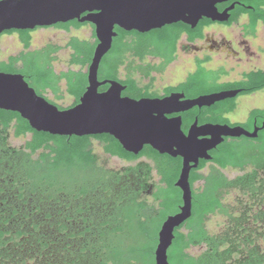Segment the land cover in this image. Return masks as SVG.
<instances>
[{
  "label": "trees",
  "instance_id": "trees-1",
  "mask_svg": "<svg viewBox=\"0 0 264 264\" xmlns=\"http://www.w3.org/2000/svg\"><path fill=\"white\" fill-rule=\"evenodd\" d=\"M252 31L257 23L264 26V0H246ZM236 16V15H235ZM66 30L70 24L58 25ZM75 26H79L75 22ZM16 32L26 49L30 46L28 29ZM95 46L70 38L64 45L46 44L33 50H23L0 60V71L20 73L37 94L50 90L60 98V85L73 97L68 106L77 103L87 85L86 68ZM61 48L71 50L68 63L75 68L56 72L52 62ZM172 47L170 51H173ZM162 48L153 53L159 54ZM142 51V52H141ZM143 54L148 49L112 46L99 63L98 79H116L125 85L122 95L140 98L149 93L134 77L135 67L127 65V74L119 76L126 53ZM152 52V50H151ZM54 53V54H53ZM172 57L156 66L162 70ZM220 70L200 68L177 86L187 96L252 83L250 90L264 88V71L252 70L240 82L217 84ZM149 69L144 74L149 75ZM107 88L98 87L99 91ZM149 88V87H148ZM234 99L215 102L210 107H194L182 116L186 130L197 116L199 122H228L226 114L235 109ZM13 121V134L29 133L24 146L13 147L0 137V264H154V249L161 223L168 214L178 210L181 192L174 185L180 171L179 157L160 154L145 146L137 155L125 151L107 133L96 135H57L36 131L17 112L0 109V124ZM264 107L250 110L245 121L237 122L251 130L261 126ZM237 123H231L237 124ZM93 140L105 153L135 160L146 155L151 162H138L119 169L99 163L93 151ZM212 151V164L200 160L190 170L191 215L174 229V238L167 250L169 264H264V128L256 138L240 136L225 139ZM241 170L227 177L222 169ZM159 179L154 182L153 174ZM152 185L151 193H148ZM237 189L247 198L238 201L241 207L234 214L223 202V196ZM151 194L152 200L146 195ZM227 217L222 232L211 234L205 227L210 214ZM202 246L199 254L187 250Z\"/></svg>",
  "mask_w": 264,
  "mask_h": 264
},
{
  "label": "water",
  "instance_id": "water-1",
  "mask_svg": "<svg viewBox=\"0 0 264 264\" xmlns=\"http://www.w3.org/2000/svg\"><path fill=\"white\" fill-rule=\"evenodd\" d=\"M221 1L224 0H0V34L9 29H33L77 18L94 24L98 40L86 68L87 85L77 103L59 108L37 94L22 74L0 71V109L17 112L36 131L69 136L107 133L127 152L137 154L148 145L160 154L181 158L174 182L181 192V203L161 223L154 264H169L167 250L174 238V229L191 215L190 170L197 168L200 160H211L209 151L225 137L256 138L264 128V121L249 130L241 124H199L195 118L185 132L181 116L170 114L194 106H210L234 97L240 89L203 93L193 98L172 92L163 97L135 99L121 95L126 86L120 81L99 80V63L111 48L114 25L144 32L178 20L191 26L202 17L226 21L227 11L233 4L220 12L215 4ZM93 10L96 12L92 13ZM83 11L89 13L79 17ZM106 84L105 90H98Z\"/></svg>",
  "mask_w": 264,
  "mask_h": 264
},
{
  "label": "flooded vegetation",
  "instance_id": "flooded-vegetation-1",
  "mask_svg": "<svg viewBox=\"0 0 264 264\" xmlns=\"http://www.w3.org/2000/svg\"><path fill=\"white\" fill-rule=\"evenodd\" d=\"M232 4H233V7L227 11L228 19L226 21H216V20H211L209 18L202 17L197 20L194 26H191L181 20H178L175 22L164 24L160 27L151 28L150 30H147L144 32H139L138 30H135V29L125 30L119 27L118 25H114L113 31L115 32V35L112 37L111 47L117 44L120 46L135 47V48L139 47V49L146 48L149 50V52L138 54V53H141L142 52L141 51L134 55L131 54L130 52H127L125 62L122 65L125 68L124 69L125 75L127 74V65L128 64L134 65L135 67L134 74L141 81L146 80L147 82L141 83L136 78L135 79L140 83V85H143V86L148 85L149 88L147 87L146 89L149 93L151 92L156 93V95L152 94V95H145L142 97H151V98L152 97H163V96L169 95L172 92H182L180 90L167 91V87L177 86L178 84L183 82L189 74L198 71L200 68H206V69H210L214 71L220 70L216 78L217 84L228 83V82L229 83L240 82L246 79L245 74L252 70L254 71L263 70L264 71L263 67L258 66L259 65L258 63H264L263 48H259V47L255 48L252 44L254 43L252 40H254L257 37V26H258V23H257L256 26L254 27V30L252 31L251 24H250V16L248 12L249 10L252 9V5L250 3H247L246 0H224V1L216 3L215 6L217 10L221 12ZM95 12L96 11L94 10L92 11V13H95ZM88 13H89L88 11H83L80 13L79 17H83ZM75 22L78 23L79 26H75ZM60 24H70V27L68 30H66L64 28L59 27L58 25ZM47 28H53L65 34H69L67 41L70 40V38H76L88 46H96V44L98 43L97 37L94 33V29H95L94 24L89 21L80 22L78 21L77 18H73L66 22H57L49 26H36L33 29H28V30L30 31V34H31V32L36 31L38 29H47ZM263 31H264V26H263ZM13 33H16V32H13ZM13 33H10V34H13ZM5 34H8V33L2 32L0 34V37ZM17 37H18V34H17ZM20 44H21L20 49L14 54H8L5 57H1V52H0V60H6L9 56L18 55L21 51H23L25 48L23 47L21 42ZM46 44L59 45L58 43L50 41V42L45 43L42 46H45ZM172 47H174L173 51H170ZM36 48H39V47H36ZM157 48H162L163 50L159 54H156V53L154 54L153 51H155ZM33 49L34 48L31 47V43H30V46L26 48L25 50H33ZM180 55L184 57L185 61H188L190 63L191 69L187 71L186 75L180 81L176 82L175 84L165 85L160 89V91L155 90L152 85V82L155 80L153 75L162 73L168 65H170L171 63L177 62ZM169 56L172 57L171 61H169L168 64L162 70H156L155 67L165 62V59ZM213 59L218 60V65L214 68L207 67L206 64L211 63ZM230 63H232L233 65ZM253 63H257L258 65L256 64L254 65L253 68H250L248 70H240L239 72H237V75H236L237 78L235 80H231L228 78L229 75H231V73H234V70L236 68L235 65L238 67L242 65L250 66ZM146 69H149V72H150L148 76L144 74ZM182 72L183 71H181L180 74H182ZM252 86H253L252 83L250 84L245 83L243 85H236L234 87H221L218 90H214V91H222V90H227V89H235V90L240 89V92H238L234 97L231 98V99H234L236 103V100L239 96L251 94L256 91H260V90H250ZM47 91H50V90H47ZM214 91H211V92H214ZM184 95H185V98L195 97V96L189 97L185 93ZM210 106H202V107H210ZM194 107H197V106H194ZM194 107L189 108L179 113L170 114L169 116L179 114L182 118L184 114L185 115L186 113L189 114V112ZM198 108H201V107H198ZM195 118H197V116H195L194 119ZM194 119L190 122V124L194 121ZM228 120H229V123L228 122H218V123H228L231 125V123L238 122V121H231L229 118ZM205 122H209V121H205ZM198 123L200 124L204 122H199L198 120ZM13 124H14L13 121H10L8 126L6 127L0 124V137L6 138V142L8 144H10L9 138L11 134L14 137L26 136L29 134V133H26V134H22L19 136H15L13 134ZM189 125L187 126L186 130L183 129L185 132H187ZM233 138L234 137H225L224 140L225 139L230 140ZM235 138H238V137H235ZM28 139H26L24 143L20 146H14L11 144L10 146H13V147L24 146L25 142ZM145 146H148V145H144L141 150H143ZM217 147L218 146H216L215 148ZM101 148H102V145H101ZM140 152L141 151H139L137 154H139ZM209 153L212 156V151L211 152L209 151ZM137 154H134V155H137ZM141 158L142 160H140ZM119 159L124 160L127 163L130 162V160H127L124 158H119ZM179 159L181 163V158L179 157ZM147 160H150V159L146 155H140L135 160H132V161H136L135 163L124 165L121 168L134 165L138 162H148ZM208 163L210 166L212 164V159L208 160L207 164ZM152 189H153V186L150 185L147 192L151 193Z\"/></svg>",
  "mask_w": 264,
  "mask_h": 264
},
{
  "label": "rangeland",
  "instance_id": "rangeland-1",
  "mask_svg": "<svg viewBox=\"0 0 264 264\" xmlns=\"http://www.w3.org/2000/svg\"><path fill=\"white\" fill-rule=\"evenodd\" d=\"M68 35L69 34H65L53 28L38 29L36 31L31 32V41H30L31 47L32 48L41 47L42 45L50 41L58 43L59 45L62 46L66 43ZM252 41L254 42L252 44L255 48H258V47L263 48V52H264V31H263V26L261 23H258V26H257V37ZM20 47H21V44L18 40L16 33L5 34L0 37L1 57H5L8 54L16 53L20 49ZM70 52L71 50L69 48H61L59 51L56 52L55 60L52 62L53 68L56 72L67 70L68 68H75L74 66H70L68 63ZM180 57L177 60V62H174L168 65L162 73L153 75L155 80L152 82V85L155 90L160 91V89L165 85L175 84L176 82L180 81L186 75L187 71L191 69L190 63L188 61H185L182 55H180ZM256 64L257 63H253L250 66L242 65L239 67L235 65L236 68L234 70V73H231V75H229L228 78L231 80H235L237 78L236 77L237 72H239L240 70H248L250 68H253L254 65ZM258 64H257L258 66H261L264 68V63H258ZM217 65H218V60L216 59H213L211 63L206 64V66L209 68H214ZM124 69L125 68L123 66H121L119 69V76L121 78L125 77ZM181 71H183L182 74H180ZM134 77L141 83L147 82L146 80L141 81L140 79H138V77L135 74H134ZM59 85H60V94H61L60 98H56L54 94L50 91H46L45 96L61 106H68L72 103L73 97L65 91L64 81H61ZM256 107L257 108L264 107V88L260 91H256L251 94L239 96L236 100L235 109L232 112L226 114V116L231 121L242 122V121H245L250 110ZM29 137H30V134L26 136H20V137H14L11 134L9 138V142L11 145L20 146ZM92 147H93V151L98 156L99 163L102 164L106 168L119 169L123 167L124 165L132 164L136 162V161H132V162L130 161L127 163L126 161L121 160L118 157L110 156L106 154L102 150L101 145L99 144V141L97 140H93ZM140 160H142V158ZM147 161L150 162L151 160H147ZM208 167H209V163L207 164L206 167L202 169V171L206 172L208 170ZM222 171L229 178H233L242 173L241 170L231 168V167H226L222 169ZM153 175H154L153 181L157 182L158 175L155 174V172ZM246 198L247 196L242 194L239 190L231 189L229 192L224 194L223 202L226 205H228L231 212L235 214L241 207V204L239 206L238 201L241 200L242 202H244ZM146 199L152 200L151 194L146 195ZM226 222H227V217L225 215L220 214V213H214V214H210L207 217L205 221V227L209 233L216 234V233L223 231ZM202 249L203 247L201 246H192L187 251L191 254L196 255V254H199L202 251Z\"/></svg>",
  "mask_w": 264,
  "mask_h": 264
}]
</instances>
